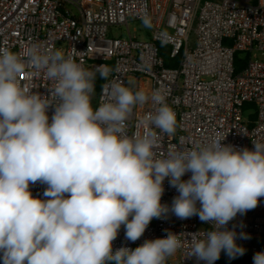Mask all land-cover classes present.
<instances>
[{
    "label": "clouds",
    "instance_id": "1",
    "mask_svg": "<svg viewBox=\"0 0 264 264\" xmlns=\"http://www.w3.org/2000/svg\"><path fill=\"white\" fill-rule=\"evenodd\" d=\"M141 19L151 27L146 13ZM74 55L37 44L19 53L0 47L2 264H168L183 248L181 234L115 252L113 241L121 226L137 241L169 212L212 225L190 234L187 258L214 264L222 251L230 259L244 255L227 225L264 197V142L252 141L250 150L224 144L225 136L160 153L156 130L173 136L177 129L162 90L108 81L112 68L86 69ZM41 73L52 82L47 95L21 83L22 75ZM97 75L108 83L94 108ZM149 104L154 111L129 135L134 109ZM166 178L179 193L171 206L161 203ZM37 182L47 186V199L32 195ZM253 264H264V252Z\"/></svg>",
    "mask_w": 264,
    "mask_h": 264
},
{
    "label": "built area",
    "instance_id": "2",
    "mask_svg": "<svg viewBox=\"0 0 264 264\" xmlns=\"http://www.w3.org/2000/svg\"><path fill=\"white\" fill-rule=\"evenodd\" d=\"M145 13L151 27H147V38H139L129 24L142 21ZM122 26L127 27L128 36H110L112 28ZM137 32L134 28L133 33ZM32 44L63 49L66 54L75 52L74 59L89 70L108 65L113 69L108 81L122 82L134 90H162L176 114L177 129L173 136L156 130L160 153L225 136L223 143L237 148L251 150L252 141L264 142V0H0V47L19 53ZM162 44L168 46L172 59H178L176 67L165 66ZM237 52L250 54L238 74ZM20 79L22 85L44 95L52 87L43 73L25 74ZM108 81L102 80L99 91L95 82L94 108L99 106ZM249 105L254 110L246 111ZM154 107L149 104L134 109L128 120L129 135ZM52 112H48L50 118ZM249 112L256 113L252 123ZM190 175L186 173L182 179ZM46 187L37 182L30 185V191L34 197L47 199ZM164 189L161 203L171 206L179 193L167 178ZM227 228L237 233L236 243L253 264L254 254L264 252V197L256 208L237 214ZM211 229L212 225L198 216L181 220L169 212L166 217L154 218L135 242L125 238L121 226L113 252L121 247L135 249L145 240L165 238L172 232L181 234L183 248L168 264H205L187 258L189 239L192 233ZM241 233L249 238H239ZM214 264H225L223 251Z\"/></svg>",
    "mask_w": 264,
    "mask_h": 264
},
{
    "label": "trees",
    "instance_id": "3",
    "mask_svg": "<svg viewBox=\"0 0 264 264\" xmlns=\"http://www.w3.org/2000/svg\"><path fill=\"white\" fill-rule=\"evenodd\" d=\"M160 49H161V55L164 59V64L166 67L169 68H173L176 67L178 64V59H172L169 55V48L166 45H160ZM250 58V54L247 52H237L235 55V73L238 74L240 73L246 63L248 62ZM110 67V66H109ZM102 80L101 78H99V75H97V79H96V85H97V90L99 91L101 88V84H102ZM246 111H251L254 110V108L252 106H246L245 107ZM249 119L252 122H254L255 118H256V113L255 112H249L248 113ZM230 260H233L235 262V264H250V257L249 255L245 254L242 256H237L234 259H230L224 252H223V261L225 264H227Z\"/></svg>",
    "mask_w": 264,
    "mask_h": 264
},
{
    "label": "rangeland",
    "instance_id": "4",
    "mask_svg": "<svg viewBox=\"0 0 264 264\" xmlns=\"http://www.w3.org/2000/svg\"><path fill=\"white\" fill-rule=\"evenodd\" d=\"M130 30L132 34L136 35L139 38H147L148 37V28L144 26L143 21H131L129 24ZM136 28L138 32L133 33V29ZM128 36V30L126 26L122 27H114L111 29L110 36ZM262 57L261 54H259ZM133 80H130V85H133Z\"/></svg>",
    "mask_w": 264,
    "mask_h": 264
},
{
    "label": "crops",
    "instance_id": "5",
    "mask_svg": "<svg viewBox=\"0 0 264 264\" xmlns=\"http://www.w3.org/2000/svg\"><path fill=\"white\" fill-rule=\"evenodd\" d=\"M138 247V246H137Z\"/></svg>",
    "mask_w": 264,
    "mask_h": 264
}]
</instances>
